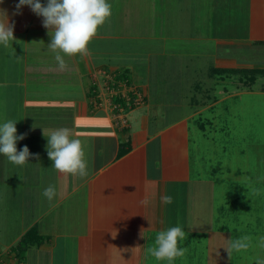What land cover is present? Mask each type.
<instances>
[{
	"label": "crops",
	"instance_id": "obj_1",
	"mask_svg": "<svg viewBox=\"0 0 264 264\" xmlns=\"http://www.w3.org/2000/svg\"><path fill=\"white\" fill-rule=\"evenodd\" d=\"M245 1H236L230 6L232 10L235 6L239 31L247 32V35H238L264 42V0ZM18 3L19 0H2L0 3V8L7 12L9 23L14 24L15 37L12 46L5 48L0 45V124L17 118V135L23 134L25 138L18 140L16 147L19 148L18 142L20 150L27 146L33 154L28 163L40 167L34 168L39 176H32L26 185L29 187L25 191L28 196L19 203L28 209V214L31 212L30 222L20 229L18 237L10 244L14 245L32 228L37 229L45 240L27 247L20 262L10 258L3 264H139L143 244L150 237H156L160 231L171 227H181L185 219L180 215L181 203L182 212L186 215L190 206L196 208L202 202L192 185L194 179L190 172L185 126L152 125L148 122L147 116L151 117L156 111L155 117L164 116L162 110L150 108L156 98L149 90V96L143 99L144 105L126 111L125 102L120 104L116 97H113V102L110 94L107 96L105 73L108 74V70L132 71L130 76L135 83L136 78L141 79L137 77L139 66L143 78L141 91L143 86L147 88L149 85H157L156 89L166 87L168 79L154 78V63L156 68H161V61L174 57L179 59L188 53L210 58L218 52V46L215 47L210 39H191L188 43L180 41L190 47L177 45L180 39L176 32L171 34L174 28H165L162 22L159 28L153 21V31L156 27L158 31L147 36L159 41V46L147 53L131 51L126 47V41L138 37L136 34L141 30L142 33L148 32L143 31L148 28L133 31L132 28L126 30L124 26L120 29L119 16L123 14L127 23L132 9L127 12L111 4L110 18L99 27L93 39H116L121 43L110 52L88 46V56H64L68 67L59 71L55 53L47 47L51 37L43 27V18L27 5L20 10L21 14L14 15ZM41 3L46 4L47 1L41 0ZM138 15L135 14V19ZM209 26L207 29L210 31ZM202 27L206 36L205 24ZM116 55L120 59H115ZM175 82L171 83L176 85ZM115 84L114 81L111 83L112 89L116 88ZM134 85L138 87L136 83ZM93 89H99V95ZM116 94V91L111 92L112 96ZM141 95L135 97L134 102L142 99ZM116 105L122 106L121 112L114 110ZM123 117L129 128L122 129L116 121L119 118L122 123ZM155 121L159 122L158 119ZM58 128L70 129L72 136L81 140L88 162L87 177L64 175L52 168L43 129L47 133ZM122 150L127 152L120 156ZM21 177L24 178L23 175ZM148 183L154 186V195L145 206L140 201L145 197ZM50 184L57 189L51 203L42 195ZM11 189L7 194L9 198L13 194ZM165 195L172 197L170 204L162 202L161 197ZM0 202L4 205L3 200ZM2 208L6 210L5 205ZM191 216L181 227L187 232L192 229ZM4 260L0 253V264Z\"/></svg>",
	"mask_w": 264,
	"mask_h": 264
},
{
	"label": "rangeland",
	"instance_id": "obj_2",
	"mask_svg": "<svg viewBox=\"0 0 264 264\" xmlns=\"http://www.w3.org/2000/svg\"><path fill=\"white\" fill-rule=\"evenodd\" d=\"M236 1L243 3L244 0H108L110 5L116 4L123 11L132 9L130 17H125H129L127 23L123 14L119 16V28L125 26L126 30L132 28L133 31L148 28L143 29L148 32L142 33L141 30L136 34L138 37L126 41V47L131 51L147 53L159 46V41L147 36L158 31L157 27L153 31V21L158 27L162 22L165 28H174L171 34L177 33L175 35L180 39L177 45L190 47L180 41L188 43L191 39H210L215 47L218 46V52L210 58L193 53L192 57L188 53L179 59L174 57L163 63L160 60L161 68H156L154 63L153 76L155 79H168L166 87L156 89L157 85H149L147 88L143 86L141 91L143 78L139 66L137 77L141 79L135 76L134 80L138 87L130 76L132 71L108 70V74L105 73L107 96L119 98L121 104L125 102L126 111L144 105L143 99L149 96V90L156 98L150 108L162 110L164 116L155 117L156 111L151 117L147 116L148 122L152 125L185 126L190 172L194 179L192 185L200 193L198 199L202 203H198L196 208L190 206L186 215L182 212L181 203L180 215L185 219L187 216L181 227L192 214L189 220L192 231L184 230L186 239L179 246L186 248L185 254L172 264H257V258L264 259V248L258 246V237L264 236V42L238 35H247V32L239 31L235 6L233 10L230 7ZM136 13L139 14L138 19H135ZM202 24H205L206 36L202 33ZM120 43L116 39H92L88 46L110 52ZM115 59H120V56L116 55ZM138 64L142 65L141 62ZM113 81L116 82L115 89L110 86ZM95 86L98 87L96 83ZM93 91L99 95V89ZM115 91L117 94L112 96L111 92ZM140 95L143 101L134 103V98ZM116 121L122 129L129 128L126 118L123 117L122 123L119 118ZM18 147L19 151L20 142ZM39 167L28 162L18 166L3 155L0 157V201L3 200L6 207L2 210L4 205L0 202V253L5 259L1 264L10 258L20 262L21 254L27 249L18 250L20 241L31 231H37L34 228L27 230L14 245L10 244L18 237L20 229L30 222L31 212L28 214V209L19 203L28 196L25 191L29 187L26 185L36 175L34 168ZM10 188L13 194L9 198ZM35 233L39 235L38 231ZM245 235L253 238L252 246L246 251H233L229 258L223 248L228 245L227 239ZM155 238L150 237L143 244L139 264H168L167 261L156 260L148 251L155 247Z\"/></svg>",
	"mask_w": 264,
	"mask_h": 264
},
{
	"label": "clouds",
	"instance_id": "obj_3",
	"mask_svg": "<svg viewBox=\"0 0 264 264\" xmlns=\"http://www.w3.org/2000/svg\"><path fill=\"white\" fill-rule=\"evenodd\" d=\"M25 5L29 6L37 16L43 18V27L48 30V35L51 37L47 47L55 53L54 58L59 71H65L68 67L64 56L90 54L88 49L90 41L96 36L99 27L104 25L111 16V5L108 0H47L46 4H42L41 0H19L14 15L21 14L20 10ZM14 40V24L9 23L6 10L0 8V45L8 48L12 46ZM16 123L17 121L7 120L0 124V155L6 157L10 163L23 166L33 154L27 146L20 151L17 150V141L23 140L25 136L17 135ZM43 135L47 138L46 151L53 162L54 170L81 179L88 176V162L82 142L79 138L72 136L70 129L58 128L47 133L43 129ZM42 195L51 203L57 195L55 185L47 186ZM151 195H154V186L148 183L145 187V197L140 203L148 205ZM161 200L165 204H170L172 197L165 195L161 197ZM185 239L186 233L181 227H171L157 234L155 247L148 251L156 260L172 264L176 258L184 256L186 248L179 245ZM252 239L247 235L227 239L228 245L223 248L231 258L233 251L248 250L252 246ZM258 241V246L264 248V236L258 237ZM257 264H264V259L257 258Z\"/></svg>",
	"mask_w": 264,
	"mask_h": 264
},
{
	"label": "trees",
	"instance_id": "obj_4",
	"mask_svg": "<svg viewBox=\"0 0 264 264\" xmlns=\"http://www.w3.org/2000/svg\"><path fill=\"white\" fill-rule=\"evenodd\" d=\"M123 104H124V102H123ZM126 152H127V150H122L120 153V156ZM35 232H37V231H35ZM35 232L31 231L29 234H26L24 236V238L20 241V243L18 245V250H21L25 247L39 245V244L43 243L45 238L37 235Z\"/></svg>",
	"mask_w": 264,
	"mask_h": 264
},
{
	"label": "built area",
	"instance_id": "obj_5",
	"mask_svg": "<svg viewBox=\"0 0 264 264\" xmlns=\"http://www.w3.org/2000/svg\"><path fill=\"white\" fill-rule=\"evenodd\" d=\"M141 102H142V100L139 98V99H138L137 101H135L134 103H136V104H140ZM129 103H131V102H127V104H129ZM115 108H116L118 111L122 110V106H119V105H116Z\"/></svg>",
	"mask_w": 264,
	"mask_h": 264
}]
</instances>
